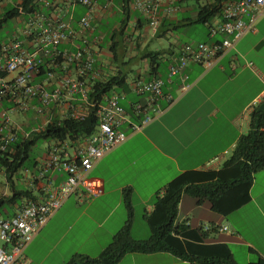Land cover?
<instances>
[{
	"label": "crops",
	"instance_id": "crops-1",
	"mask_svg": "<svg viewBox=\"0 0 264 264\" xmlns=\"http://www.w3.org/2000/svg\"><path fill=\"white\" fill-rule=\"evenodd\" d=\"M134 1L96 0L93 28L87 36L100 70H107L110 65L109 69L114 72L117 63L130 60V63L137 64L135 67L130 63L125 65L128 75L130 73V84L137 79L148 80L160 76L165 80L164 91L173 95L175 100L170 105L162 102V113L140 130L132 131L128 124L124 126L128 138L98 160L90 172L91 176L103 181L104 192L100 196L89 197L84 190L79 189L67 197L27 245L19 264H65L79 254L91 258L99 256L127 219L124 192L128 188L132 189L134 207L132 236L135 239L149 238L151 231L146 215L152 212L164 187L185 172H192L194 180L204 182L207 180L206 174L220 170L230 158L240 137L249 131L253 109L264 100V13L256 20V31L244 34L211 67L192 62L178 73L170 75V66L178 62L181 49L186 43L211 44L217 39L211 36V27L221 22L222 15L219 14L215 22L212 20L210 24L190 23L197 15L199 5L213 0H165L160 7V11L163 10L162 20L157 27H151L148 17L134 7ZM17 2L20 0H0V17ZM174 6L176 11L168 12ZM38 7L46 14H59L71 19L77 31L80 29L79 19L87 12L84 5L75 4L68 9L57 1L52 7L43 6L39 1ZM30 15H20L14 19L25 28ZM196 25L205 27L204 40H197L188 32L196 28ZM23 30L15 35L24 38ZM179 32L184 33L186 38L180 44ZM28 41L29 48H33L32 38ZM115 42L118 48H115ZM151 42L153 46H150ZM61 48L73 51L75 43H63ZM150 52H159L154 64L146 56ZM106 54L110 59H104ZM115 54L120 57L119 62L114 61ZM58 71L63 73L61 68ZM44 78L37 77L35 82L43 83ZM56 84L55 79L47 81L49 89H53ZM121 92L124 93L121 104L131 111V101L140 100L139 96L132 93L130 85L126 92ZM77 97L78 94H75L74 100L68 97L65 99L83 109V102ZM11 105L10 101L6 104L4 102V107ZM67 111L64 103L51 104L42 115L22 111L25 117L33 112V125L19 119L21 111L15 113L17 118L14 119L22 133L40 130L50 119L64 117ZM52 143L31 164V176L38 175L43 168ZM30 177L27 178L28 187L25 188L35 194V199L41 200L46 195L43 191L45 181L49 179L53 184H60L66 178V173L51 168L44 179L32 180ZM250 197L248 203L225 216L215 211L208 200L198 202L196 198L183 194L177 223L185 221V225L192 230H197L205 223L227 225L228 231H212L204 243L227 244L232 257L242 264L235 258L231 244L252 245V242L242 239L241 232L238 233L241 237H237V230L228 217L251 205L252 212L264 218V169L255 174ZM136 204L143 211L140 229H137L136 223ZM206 217H212L213 220H206ZM259 253L264 258V252L259 250ZM254 261L248 257L246 264ZM116 264L192 262L169 251H159L127 253Z\"/></svg>",
	"mask_w": 264,
	"mask_h": 264
},
{
	"label": "built area",
	"instance_id": "built-area-1",
	"mask_svg": "<svg viewBox=\"0 0 264 264\" xmlns=\"http://www.w3.org/2000/svg\"><path fill=\"white\" fill-rule=\"evenodd\" d=\"M43 6L52 7L54 2L62 3L65 8L81 4L87 12L79 21L77 31L71 19L59 14H46L42 9L34 11L27 19L23 36L14 35L0 42V155L4 152L15 153L12 147L17 138L19 127L13 114L30 108L42 115L51 104L64 103L67 114L74 118H83L85 109L65 99H78L91 104L87 93L88 76H97L94 71L95 55L87 33L93 28L92 20L96 0H38ZM165 0H135L134 7L144 13L151 27H157L162 20L161 5ZM176 11L170 7L168 12ZM264 13V0H227L222 8V20L211 27V36L217 39L207 42L186 43L177 63L170 66V75L188 67L192 62L207 67L215 64L220 55L234 47L247 32L256 31V20ZM32 38L33 48L28 40ZM74 41L75 50L62 49L63 43ZM62 58L61 62L58 59ZM47 65V66H46ZM46 66L43 83H36L41 69ZM61 68L63 73L57 70ZM55 79L53 89L47 87V81ZM165 80L158 76L152 79H137L130 84L132 93L140 100L131 101V111L122 104V92L106 95L98 104V125L86 138L70 147L67 143L56 142L49 149L48 159L38 175L32 180L44 179L46 172L58 169L66 173L60 184L47 179L43 185L46 195L43 199L24 198L7 207L6 199L14 194L0 193V264H19L27 245L60 208L63 201L79 189L89 197L100 196L104 192L103 181L90 175L98 160L128 138L124 126L128 124L132 131L157 118L163 111V104L174 102L173 95L164 91ZM37 99L38 102H34ZM12 103L4 107V102ZM74 100V99H73ZM96 103H92L94 106ZM31 131H24L25 138ZM72 148V151L70 150ZM1 167V162H0ZM204 230H210L203 224ZM218 231H228L227 225L217 226Z\"/></svg>",
	"mask_w": 264,
	"mask_h": 264
},
{
	"label": "trees",
	"instance_id": "trees-1",
	"mask_svg": "<svg viewBox=\"0 0 264 264\" xmlns=\"http://www.w3.org/2000/svg\"><path fill=\"white\" fill-rule=\"evenodd\" d=\"M225 1L227 0H213L199 5L197 15L189 22L210 24L215 17L222 13ZM38 6V0H20L19 3L17 2L6 9L0 17V29L5 23L20 15H30L39 10ZM115 48H118L117 42H115ZM115 48L113 47V49ZM158 55L159 52H150L146 56L154 64ZM113 59L116 62L120 61L117 54ZM61 61L62 58H59L58 62ZM129 63L130 60L117 63L114 72L109 69L110 65L107 66V70H100L99 62L95 57L93 67L98 75L88 76L87 93L91 104H96L91 106V104L83 103V109L86 110L83 118H74L68 114L64 117L56 116L50 119L42 129L32 130L27 138L24 137L23 132L18 131V138L12 146L16 150L15 153L10 154L8 151L0 155V169L4 172L7 181L12 182L13 192L11 194H14L7 197V207H12L14 203H20L24 198H36L35 194L27 188L17 189L13 183V176L20 169L27 168L31 152L37 142L40 139L52 140L54 143H67L73 147L77 142L91 135L99 122L98 104L103 101L106 95L114 92H126L129 89L130 81L128 72L125 70V65ZM46 66L41 69L38 77L46 75ZM55 70L58 71V69ZM27 111L35 112L31 108ZM263 169L264 100L253 109L249 131L240 137L230 158L220 170L206 174L207 180L204 182H197L194 180L192 172H185L164 187V192L156 200L152 212L146 215L151 231L149 238L135 239L132 236L134 207L132 189L128 188L124 192L127 219L122 228L115 233L110 244L97 257L91 258L79 254L73 256L65 264H116L127 253L159 251H169L179 258L189 260L192 264H239L232 257L227 244L204 243L209 233L218 231L215 224L208 223L210 230H204L203 224L197 230H192L185 225V221L177 223L179 203L182 195L188 194L196 198L198 202L208 200L215 211L228 216L250 201V188L255 174ZM10 207L8 208L11 209ZM249 264H264V259L259 256L256 261Z\"/></svg>",
	"mask_w": 264,
	"mask_h": 264
},
{
	"label": "rangeland",
	"instance_id": "rangeland-1",
	"mask_svg": "<svg viewBox=\"0 0 264 264\" xmlns=\"http://www.w3.org/2000/svg\"><path fill=\"white\" fill-rule=\"evenodd\" d=\"M135 11H133V14L135 15ZM217 18V17H216ZM216 18L213 19L212 22H215ZM196 28H192L188 32L191 34L192 37H194L197 40H204L206 38V29L203 25H196L194 26ZM24 26L21 22H19L17 19L10 20L7 23L4 24L3 28L0 29V42L4 40L11 39L12 36L15 35V33H18L20 30H23ZM186 38L184 33L179 32V39L178 43L185 42ZM154 43L151 42L150 46H153ZM109 54V53H108ZM108 54L104 55V59L108 58ZM116 64V63H115ZM131 66L135 67L136 63H130ZM128 79H130V73L128 75ZM24 113L19 112V119L24 120L26 122H30L31 125L34 124V114L29 113L28 116H23ZM14 118H17L16 114H13ZM52 142V140H43L40 139L37 142V145L34 147V149L31 152L30 160L28 161V169L22 168L18 172H16L13 176V183L17 189L19 188H25L27 186V178L31 176L32 174V167L31 164L33 161L39 157V154L41 151H45L48 147V145ZM55 144L54 142L51 144ZM72 151V148H70ZM7 193L11 194L13 192L12 190V182H8L7 178L4 174V172L0 169V193ZM207 203V202H206ZM252 206L249 205L246 208L240 210L239 212H236L229 216L228 218L231 219V224L235 230H237V237H241L238 235L239 232L243 234L242 239H246L252 242V245L248 244H231V248L233 250V254L235 258L242 264H246V259L250 257L253 260H257L260 256L259 250H262L264 252V218L254 214L252 212ZM136 211H137V229H140V224L143 223V220L141 219V215L143 214V211L139 204H136ZM206 220H213L212 217H206ZM254 249V251H250V248ZM263 258V257H262ZM264 259V258H263Z\"/></svg>",
	"mask_w": 264,
	"mask_h": 264
}]
</instances>
